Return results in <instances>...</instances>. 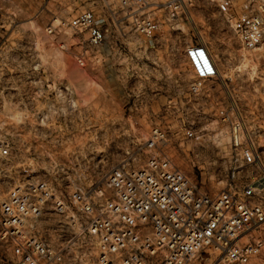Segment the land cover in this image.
Instances as JSON below:
<instances>
[{"label":"rangeland","instance_id":"1","mask_svg":"<svg viewBox=\"0 0 264 264\" xmlns=\"http://www.w3.org/2000/svg\"><path fill=\"white\" fill-rule=\"evenodd\" d=\"M244 2L236 0L238 13ZM85 9L101 12L88 0H0V137L11 144L0 156V207L31 176L70 199L102 185L114 167L142 168L156 153L147 143L157 127L169 135L165 152L174 163L203 190L220 193L236 158L232 104L264 159V57L242 47L211 0H185L155 38L117 34L103 54L90 50L81 62L84 34L69 26L50 34L48 26ZM196 43L210 47L220 68L199 94L191 92L185 55ZM76 217L47 208L33 230L68 264H97L96 243ZM0 264H17L1 226ZM249 264H264V250Z\"/></svg>","mask_w":264,"mask_h":264},{"label":"built area","instance_id":"2","mask_svg":"<svg viewBox=\"0 0 264 264\" xmlns=\"http://www.w3.org/2000/svg\"><path fill=\"white\" fill-rule=\"evenodd\" d=\"M88 1L100 5L101 12L85 9L69 20L55 17L48 26L50 34L64 26L84 34L81 62L90 50L103 54L117 34L155 38L163 20L178 18L185 3ZM211 1L231 20L242 47L264 57V0H245L242 13L236 0ZM185 55L195 75L191 92L199 94L207 80L219 76V64L205 43L187 46ZM229 126L236 158L226 188L217 194L203 190L174 163L165 152L169 135L158 127L147 143L156 153L142 168L114 167L102 185L76 190L70 199L33 176L13 186L1 203L0 226L17 264H68L62 250L33 230V220L47 208L73 219L81 216L96 243L97 264H249L264 250V159L245 137L233 104ZM10 150L8 138L0 137V156L10 155Z\"/></svg>","mask_w":264,"mask_h":264},{"label":"bare ground","instance_id":"3","mask_svg":"<svg viewBox=\"0 0 264 264\" xmlns=\"http://www.w3.org/2000/svg\"><path fill=\"white\" fill-rule=\"evenodd\" d=\"M183 2H185V0ZM32 24H34V26H37L35 21H31V26H32Z\"/></svg>","mask_w":264,"mask_h":264}]
</instances>
